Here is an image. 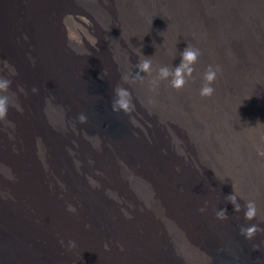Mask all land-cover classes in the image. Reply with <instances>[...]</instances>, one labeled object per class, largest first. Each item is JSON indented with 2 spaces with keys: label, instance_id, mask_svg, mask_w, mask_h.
I'll return each mask as SVG.
<instances>
[{
  "label": "bare ground",
  "instance_id": "1",
  "mask_svg": "<svg viewBox=\"0 0 264 264\" xmlns=\"http://www.w3.org/2000/svg\"><path fill=\"white\" fill-rule=\"evenodd\" d=\"M71 10L96 48L72 42ZM188 43L201 55L175 89L158 69ZM209 65L222 71L202 97ZM0 76L23 108L0 121V264H264V232L237 235L255 222L226 199L255 200L264 228V0H0Z\"/></svg>",
  "mask_w": 264,
  "mask_h": 264
},
{
  "label": "clouds",
  "instance_id": "2",
  "mask_svg": "<svg viewBox=\"0 0 264 264\" xmlns=\"http://www.w3.org/2000/svg\"><path fill=\"white\" fill-rule=\"evenodd\" d=\"M201 55L200 49L195 48L194 46L188 43V46L181 53L182 60L178 66L169 68L168 66H162L158 69V79L159 80H168L171 87L175 89L182 88L186 83L188 78L193 76V73L196 71L195 65ZM147 57V56H145ZM137 75L140 73H151L152 72V62L148 58L140 59L139 63L136 64ZM222 71L219 65L213 66L209 65L207 70L204 72L203 79L204 84L200 89V96L210 97L214 94V87L212 86L214 81L217 79L218 72ZM15 74V73H13ZM12 80L8 77L0 76V121H5L7 118L9 107H16L18 111L23 112V108L12 101L11 95L9 94V89L11 87ZM21 92H25L23 86H19ZM33 93L38 90L33 87ZM26 94V92H25ZM129 95L128 91L124 88L117 87L115 89L116 98L112 100L111 107L113 111L125 112L129 111V103L126 100V97ZM77 119L81 123L87 122V117L84 114H80ZM10 123V122H9ZM14 127V124L11 125ZM227 201L231 202L234 205V211L240 212L242 210L241 204L238 202L237 195L235 192L226 197ZM206 209L201 208L200 211L204 212ZM68 211L75 212V206L69 204ZM244 219L248 221L255 220L259 213V208L255 200H247L243 205ZM218 219H227L228 213L227 209H220L216 213ZM261 223H264V216H261ZM240 234L245 237V239H252L258 232H264V228L260 227V224L253 223L251 225H242L239 229ZM70 247L75 246L74 241L69 242Z\"/></svg>",
  "mask_w": 264,
  "mask_h": 264
},
{
  "label": "rangeland",
  "instance_id": "3",
  "mask_svg": "<svg viewBox=\"0 0 264 264\" xmlns=\"http://www.w3.org/2000/svg\"><path fill=\"white\" fill-rule=\"evenodd\" d=\"M79 14L80 13L77 10H71V11L67 12V14H66L68 16V19L70 21H72V24H73L72 29H71V30H73V31H71L72 36H73L71 39L72 42L76 45H79L80 47L84 46V44L88 43L93 48H96L95 45L93 44L94 38L92 39L93 32H94L93 25L91 24V21L85 15H83V14L79 15ZM75 32H76V34H75ZM24 42L25 41H21V43H20L21 46L24 47L26 44L29 45V43L25 42V44H24ZM135 67H136V65H135ZM135 71L137 73V71H139V69L135 68ZM103 87H104V84H102V82L97 81L95 78H90V81L88 82L87 89H89V90H103ZM105 108L106 107L104 106V103H102V102H98V103L94 104V112L96 113V115L99 119V122L101 121L99 124V125H101L100 127L105 128L109 124L108 121L106 120L108 118L105 114H108L110 116V120H109L110 125L116 126L111 113H109L108 111L107 112L105 111V114L103 117L102 109L105 110ZM85 127H86L87 131L90 129V127L88 125L84 124V128ZM117 129H118V131L120 129L124 130V127L121 126V128H120V126L117 124ZM238 199L240 201L239 202L240 204H245L246 201L242 200L243 198L240 199L238 197ZM233 216L236 217L238 215L236 213ZM253 221L255 223H258L257 219H255ZM198 226H196V228H194V233H195L197 239L200 241V243H202L208 249V252L212 255V257L214 259L217 258L218 250H217V245L215 244V241L213 240L214 238L211 237L210 235L206 234L207 232L204 233L205 229H202V226H199V227ZM217 233L219 235H221L222 232L220 230H217ZM236 233H237V235H238V233H240L238 227H236Z\"/></svg>",
  "mask_w": 264,
  "mask_h": 264
}]
</instances>
